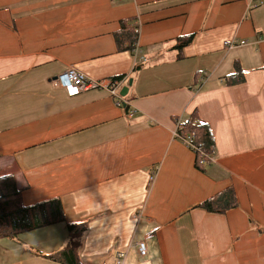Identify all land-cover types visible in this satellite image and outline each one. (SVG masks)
I'll return each instance as SVG.
<instances>
[{"label": "crops", "instance_id": "0c3cea01", "mask_svg": "<svg viewBox=\"0 0 264 264\" xmlns=\"http://www.w3.org/2000/svg\"><path fill=\"white\" fill-rule=\"evenodd\" d=\"M123 22L139 25L146 64L120 48ZM236 64L243 81L230 85ZM71 68L125 77L120 92L133 80L125 106L103 88L69 97L59 78ZM195 115L215 142L203 171L173 138ZM11 174L26 206L60 198L69 222L88 221L83 264H264V3L0 0V176ZM231 187L238 208L195 209ZM67 239L63 223L1 239L0 264H56L37 254Z\"/></svg>", "mask_w": 264, "mask_h": 264}, {"label": "trees", "instance_id": "16d2710c", "mask_svg": "<svg viewBox=\"0 0 264 264\" xmlns=\"http://www.w3.org/2000/svg\"><path fill=\"white\" fill-rule=\"evenodd\" d=\"M118 43L124 51L133 48V28L126 22L122 23V32L119 34ZM195 36L180 39L178 49L191 45ZM127 44L126 47L121 45ZM244 73L240 65H235V74L227 78L230 85H236L243 81ZM119 77L117 79H124ZM128 109V106H126ZM196 136L195 144L201 145L203 150L213 155L215 142L213 133L205 122L196 119V115L187 123V131ZM207 166L200 163L196 156V168L204 170ZM23 191L17 186L14 175L0 176V240L8 239L19 241L22 234L50 227L56 224H66L68 230L67 244L54 254H37L39 257L56 264H83L81 252L85 237L88 232V221L69 222L65 216L63 203L60 198L26 206L23 203ZM239 203L234 189L231 187L211 199L195 206L211 214L224 215L238 208Z\"/></svg>", "mask_w": 264, "mask_h": 264}, {"label": "built area", "instance_id": "2783aa9c", "mask_svg": "<svg viewBox=\"0 0 264 264\" xmlns=\"http://www.w3.org/2000/svg\"><path fill=\"white\" fill-rule=\"evenodd\" d=\"M260 4L264 3V0H259ZM258 4L254 5L257 7ZM140 27L139 25H135L133 27V48L131 50V54L133 56V65L136 68L139 64H146L147 59L142 56L141 48L139 43L140 37ZM248 42L244 41L242 45H247ZM241 45L238 44L236 40L225 41L224 47L227 50H233L239 48ZM206 78L203 79V81ZM59 83L65 89L69 97H76L81 95L83 92L95 90V89H106L110 96L115 100L116 106L119 108L124 107V100L120 94V88L123 84L120 79H111V80H92L89 79L85 74L77 71L74 68L69 69L65 74H63L59 78ZM187 131V123L181 122V120H176L175 130L173 132V138L179 142H181L184 146L192 150L198 159H200V163L203 166H210L215 162L213 155L209 154L205 150H203L201 145L195 144L196 136L193 132ZM157 169L153 171L151 174L149 183L153 184L156 178ZM153 230L148 234V238H151L153 235ZM138 252L142 257L147 256V243L146 241H142L138 243ZM125 255L118 254L116 264H124Z\"/></svg>", "mask_w": 264, "mask_h": 264}, {"label": "water", "instance_id": "95a60500", "mask_svg": "<svg viewBox=\"0 0 264 264\" xmlns=\"http://www.w3.org/2000/svg\"><path fill=\"white\" fill-rule=\"evenodd\" d=\"M132 85H133V80H130V81H129V85H128L127 87H124V88L121 90L120 94H121V96H122L123 98H125V97L128 95L129 89H130V87H131Z\"/></svg>", "mask_w": 264, "mask_h": 264}]
</instances>
